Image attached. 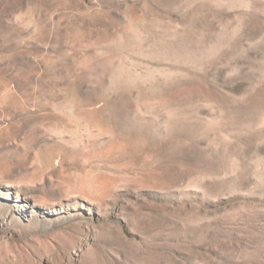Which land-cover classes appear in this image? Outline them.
Returning <instances> with one entry per match:
<instances>
[{"label":"rangeland","instance_id":"374dc122","mask_svg":"<svg viewBox=\"0 0 264 264\" xmlns=\"http://www.w3.org/2000/svg\"><path fill=\"white\" fill-rule=\"evenodd\" d=\"M0 264H264V0H0Z\"/></svg>","mask_w":264,"mask_h":264}]
</instances>
